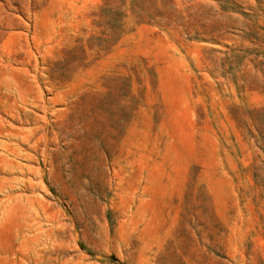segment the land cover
Here are the masks:
<instances>
[{"label": "rangeland", "instance_id": "1", "mask_svg": "<svg viewBox=\"0 0 264 264\" xmlns=\"http://www.w3.org/2000/svg\"><path fill=\"white\" fill-rule=\"evenodd\" d=\"M0 264H264V0H0Z\"/></svg>", "mask_w": 264, "mask_h": 264}]
</instances>
